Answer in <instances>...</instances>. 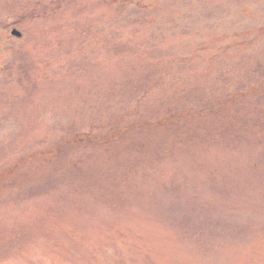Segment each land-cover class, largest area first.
Wrapping results in <instances>:
<instances>
[{"label":"rangeland","instance_id":"374dc122","mask_svg":"<svg viewBox=\"0 0 264 264\" xmlns=\"http://www.w3.org/2000/svg\"><path fill=\"white\" fill-rule=\"evenodd\" d=\"M0 264H264V0H0Z\"/></svg>","mask_w":264,"mask_h":264},{"label":"water","instance_id":"95a60500","mask_svg":"<svg viewBox=\"0 0 264 264\" xmlns=\"http://www.w3.org/2000/svg\"><path fill=\"white\" fill-rule=\"evenodd\" d=\"M11 34L16 35V36L20 35V33L17 30H15V29L11 30Z\"/></svg>","mask_w":264,"mask_h":264}]
</instances>
